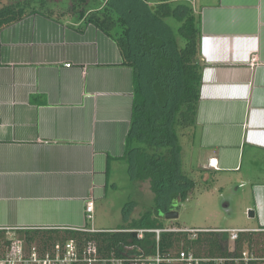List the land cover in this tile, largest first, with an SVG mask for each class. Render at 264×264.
Returning <instances> with one entry per match:
<instances>
[{
	"label": "crops",
	"instance_id": "0c3cea01",
	"mask_svg": "<svg viewBox=\"0 0 264 264\" xmlns=\"http://www.w3.org/2000/svg\"><path fill=\"white\" fill-rule=\"evenodd\" d=\"M189 1L204 70L189 137L197 164L183 167L203 183L246 181L256 223L247 230H263L264 0ZM0 43V230H104L86 207L94 201L95 214L112 166L128 164L132 68L113 39L80 20L34 14L3 29Z\"/></svg>",
	"mask_w": 264,
	"mask_h": 264
},
{
	"label": "trees",
	"instance_id": "16d2710c",
	"mask_svg": "<svg viewBox=\"0 0 264 264\" xmlns=\"http://www.w3.org/2000/svg\"><path fill=\"white\" fill-rule=\"evenodd\" d=\"M57 1L0 0V33L41 14L61 23L69 18L93 24L116 42L123 65L133 70L135 88L132 124L121 160L128 162L134 180L149 183L157 205L166 196L167 209L173 210L172 202L187 199L198 184L185 172L182 155L184 139L196 137L201 98L204 65L200 60L199 13L189 0H71L65 7ZM129 220L116 229L99 232L0 230V244L8 243L9 234H15L43 250L72 242L79 250L92 245L102 257L143 259L158 251L238 257L245 249L264 243V231L241 232L236 241H231L227 232L213 231L217 229L184 232L187 228L168 227L165 217L153 210ZM134 230L168 231L159 235L146 232L139 238Z\"/></svg>",
	"mask_w": 264,
	"mask_h": 264
},
{
	"label": "rangeland",
	"instance_id": "374dc122",
	"mask_svg": "<svg viewBox=\"0 0 264 264\" xmlns=\"http://www.w3.org/2000/svg\"><path fill=\"white\" fill-rule=\"evenodd\" d=\"M207 1L195 0V4ZM57 2L65 7L71 3V0ZM183 143L182 159L184 162L191 160L195 167L197 158L191 157L192 140L186 137ZM191 178L198 181L197 188L188 195L187 199H175L172 202L171 206L178 209L179 218L172 222L167 220L168 227L175 225L187 229H247L256 226L255 220L248 216L253 207V194L252 189L247 188L246 181H239L237 177L228 174H219V183L211 182L207 185L200 181L198 175H191ZM222 182L229 185L221 190L224 184ZM237 187L242 189L238 191ZM107 191V197L99 202L94 214L92 225L96 228H117L126 223L129 212L133 214L132 216H138L141 212L153 210L161 217L168 212L169 199L165 196L161 205H157L149 183L134 180L127 163L112 166Z\"/></svg>",
	"mask_w": 264,
	"mask_h": 264
},
{
	"label": "built area",
	"instance_id": "2783aa9c",
	"mask_svg": "<svg viewBox=\"0 0 264 264\" xmlns=\"http://www.w3.org/2000/svg\"><path fill=\"white\" fill-rule=\"evenodd\" d=\"M67 64V68H71ZM211 165L216 167L214 160ZM95 211L94 201H89L86 213L89 220H93ZM7 231H13L9 229ZM80 231L99 232L95 229H80ZM161 231L168 230H134L139 238L146 232L160 234ZM184 232H202L210 230H182ZM213 231L227 232L230 234L231 241L238 239L239 233L249 232L247 229H217ZM264 231V230H259ZM264 264V243L253 247V250L245 249L238 257L210 258L198 257L194 253L180 252L179 254H161L159 251L155 256L143 259H118L113 257H102L98 250L88 245L82 250L77 249L72 242L56 244L49 250H43L36 244H27L22 238L15 234H9L8 243L0 244V264Z\"/></svg>",
	"mask_w": 264,
	"mask_h": 264
},
{
	"label": "water",
	"instance_id": "95a60500",
	"mask_svg": "<svg viewBox=\"0 0 264 264\" xmlns=\"http://www.w3.org/2000/svg\"><path fill=\"white\" fill-rule=\"evenodd\" d=\"M248 216H249V218H254L255 217V211L250 210L248 213ZM164 217L166 220L173 221V220H176L179 218V213H178V211H175V210L169 211V212L165 213Z\"/></svg>",
	"mask_w": 264,
	"mask_h": 264
},
{
	"label": "flooded vegetation",
	"instance_id": "af4514ba",
	"mask_svg": "<svg viewBox=\"0 0 264 264\" xmlns=\"http://www.w3.org/2000/svg\"><path fill=\"white\" fill-rule=\"evenodd\" d=\"M173 210H175V211H177V209H173ZM173 210H170V211H173ZM169 212V211H168ZM167 213V212H166Z\"/></svg>",
	"mask_w": 264,
	"mask_h": 264
}]
</instances>
